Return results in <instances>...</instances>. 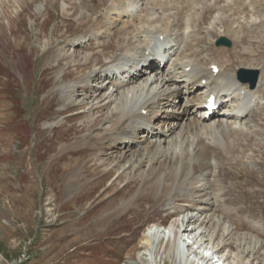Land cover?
<instances>
[{
  "label": "rangeland",
  "instance_id": "rangeland-1",
  "mask_svg": "<svg viewBox=\"0 0 264 264\" xmlns=\"http://www.w3.org/2000/svg\"><path fill=\"white\" fill-rule=\"evenodd\" d=\"M103 1L0 0V264H188L186 255L197 249L192 243L200 241L197 237L206 228L208 247L219 249L228 264H264V105L254 118L257 126L249 115L243 119L249 129L245 136L230 135L228 128L224 135H217L215 145L222 154L209 155L207 160L185 156L182 147L172 146L184 130V118L179 124L176 118L157 124L156 129L164 133L173 128L170 135L152 137L146 129L141 130L138 137L134 136L132 150L124 144L111 154L82 139L88 134L101 137L114 122L115 106L107 105L94 113L89 110L100 105L99 92L107 96L114 89L111 84L100 86L104 78L95 76L105 75L101 66L113 58L111 48L119 50L122 26L127 25L131 36L137 35V27L145 26L141 19L148 8L154 17L167 15L165 26L178 33L188 26L191 16L196 20L193 35L197 37H192L190 44L182 38L186 49H197L196 58L206 67L213 62L209 58L212 54L232 72L243 66L260 68V92L264 94V0H177L170 6L172 11L168 6L164 11L150 0L140 8V0H135L138 8L133 18L122 7L118 9L121 13L108 12ZM121 5L124 8L127 1ZM250 20L258 24L248 25ZM211 23L215 27L209 32ZM99 24L104 29L100 28L99 37L90 34L85 45L74 46L84 39L80 36ZM86 27L89 29L81 34ZM111 32L116 37L111 39ZM222 33L232 39V47H215ZM99 38L107 41L98 45ZM136 38L145 43L144 35ZM110 41L111 48L103 50L100 45ZM176 45L177 40L171 42V49ZM180 52L178 62L187 60L185 50ZM156 66L135 85L145 78L156 79L160 73ZM161 75L153 90L161 85ZM124 86L111 98L126 96L132 84ZM194 89V97L202 95V88ZM182 95L160 109L182 112ZM81 103L88 106L76 108ZM233 107L217 109L221 114L204 125L210 128L224 121L223 126L229 127L234 122L228 117ZM210 137L208 143L212 142ZM158 140L162 150L156 155L148 153L146 143ZM104 153L112 159L107 160ZM152 155L157 158L153 163ZM114 157L124 161L117 162ZM137 158H143L144 163L139 166ZM201 160H209L210 165L204 172L195 173L191 165ZM155 170L161 175L156 178L158 189L154 192L145 182L153 183ZM112 202L115 208H110ZM103 216L107 221L96 225ZM189 217L196 223L191 225L195 233L190 238L177 232L182 220ZM150 229L157 231L151 244L146 243ZM179 235L191 247L189 252L183 247L179 250Z\"/></svg>",
  "mask_w": 264,
  "mask_h": 264
},
{
  "label": "bare ground",
  "instance_id": "bare-ground-1",
  "mask_svg": "<svg viewBox=\"0 0 264 264\" xmlns=\"http://www.w3.org/2000/svg\"><path fill=\"white\" fill-rule=\"evenodd\" d=\"M123 1H122V3H124V4L127 1V5H125L124 8L121 5L122 4L121 2H120L121 4H119V2H113V0H111V1L104 0L103 2L106 3L105 5L108 8V12H110L112 10H114V11L117 10L119 13H121L120 10H118V9L119 8L121 9V7H122V10L125 12V14L130 16L131 18H133L135 16L134 15L135 11L138 8V6H136L135 0H123ZM150 1H151V4H156V5L160 4V7L164 11H166L167 6L168 7L173 6V4H175V2H177V0H171V3H169L170 1H168V0H150ZM188 1L192 2L194 0H188ZM233 1H237V0H233ZM207 5L211 6L213 4L207 3ZM65 9H66V7H65ZM170 9H171V7H170ZM64 11L68 12L67 10H64ZM152 11L153 10L148 8L147 15L145 16V18L141 19V22H143L145 24V26L143 28L137 27L138 34H140L141 36L144 35L145 41L144 40L143 41L145 43H140L141 39L136 38V37H139L140 35L137 34L135 36L134 35L131 36L130 32L128 31L127 25L124 24V26H122L123 29L120 31L121 36L118 37L119 38V47H120L118 50L119 53L115 56L113 55L112 59L109 57L110 61H109V63L107 62V65L103 66L102 65L103 63L101 64L102 65L101 69H103L105 71L104 74L106 76L101 77L100 73L96 76L94 75L96 79L100 80L101 78H104V80L110 81V84H113L115 87H117V90L115 92H118V88H120L124 85L132 84L133 87L131 86L129 88L128 94L127 93L124 94L126 96L117 97L116 100L111 98V96H113L115 94L111 93V95L103 96L99 92V95H97V98L101 99L99 101L100 105L98 106V105L94 104L95 106L92 105V107H90L89 110H90V112H93L99 108L101 109L103 107H106L107 105L108 106L109 105L115 106L116 109L112 113V117H113L114 122L112 123L111 127L109 129H107L106 132L102 136L100 135L101 137H99V135H98V137H96V136H91L88 134L89 136L88 135L84 136L85 138L82 137V139H85L86 142H89V145H91V146L96 145L97 146L96 148H98L99 150L101 149V150H104L106 152L110 151L111 154L114 153L115 151H118L119 148H121L120 146H123L124 144H126L129 147V149L132 150L134 148V146H133L134 145V138H135L134 136L138 137L141 130H143V129L149 130V132L150 131L153 132L152 137H156V135L162 133L158 129L156 130L157 132L155 131L156 125L158 123L165 122L166 120H172V118L175 117L177 119V124H178L179 120L184 118V119H187L186 120L187 122L185 121L186 124L184 126V130L179 133L178 140H176V142L172 143V146H173V144H175V145H177V147L178 146H180V148L182 147L183 148L182 154L187 152V154H185V156L188 155L189 157L190 156H194V157L196 156V157H200L201 159L207 160V157L209 155H212V157L215 156L216 154L221 155L222 152L220 150H218L217 145H215V142H216L215 138L217 137V135H219V136L224 135L227 128L229 129L230 135H233L236 137L240 136V135L248 134L249 129H248L247 125H243V119L249 115L252 118V121L254 122L253 126H257L254 118L257 117L259 115L258 114L259 111L263 109L264 95H262V93L259 91L260 88L252 90V89L248 88V86L237 81L235 79V75L233 74V72H231L232 68H230L229 66H221L223 61H221L220 57L217 55H215L217 58L215 56H211L209 58L214 60V62H212L213 64L219 65L220 71L218 73H214L212 71V69H208L206 66H203V64H200L198 59H196L194 56L197 49L192 50V48L186 49V50H191L190 52H192V54H190V52L188 53V51H187V53L185 54V56L187 57V60H185V61L182 60V62H178V60H180L178 58L177 66H176L175 62L170 64L168 61H165V62L162 61L164 63V65L166 63L167 64L169 63L170 66H168L167 69H164L162 71L163 72L162 75L160 74L161 75L160 76L161 77L160 78L161 88L158 90L156 89L157 91L153 90V88L151 86L153 84V82L149 83L148 79H145V80L141 81L140 84L135 85L138 83V81H137L138 78L143 77L144 76L143 74H145L150 68H152L153 64L155 63V59L153 60L152 58H150V56L154 55L155 53H157V54L160 53V51L163 50L164 47H165L164 52H167L171 49V46H170L171 43L167 42L168 37L166 38V36H165V39H163V40L160 37L161 35L164 36L165 33H168L169 31H171L170 26H167V25L165 26V24H168V20H167L168 17H167V15L164 17H154L153 16L154 14L152 13ZM171 11H172V9H171ZM219 18L221 19L220 16H219ZM113 20L111 19V21H113ZM107 21H108V19H107ZM134 21H135V19L130 20V22H134ZM195 21L196 20L190 16V19L188 21V26L185 25V27L188 29L187 34H186V28H183L184 31H182V33H181V38L186 39L187 44H190V40L192 37L193 38L195 36L197 37L196 34L193 35V32H194L193 24ZM223 21H224V19L222 20V22ZM254 23L258 24V22H253V20H250L248 25H252V24L254 25ZM260 23H261V21H260ZM222 24H224V23H221V25ZM101 26L102 25H100V24H99V26L97 25L96 27L93 26L91 30L90 29L88 30L87 34L85 32V34L80 36V38L85 39L90 34L94 35L95 37H99L100 32H101L100 28L102 29ZM103 26H104V24H103ZM105 26H109L108 23ZM165 27H167L166 28L167 30L163 29ZM214 27H215L214 23H211V26L208 27L209 32L212 31ZM107 28H105V29H107ZM189 28H191V29H189ZM102 30H104V29H102ZM109 30H112V28L111 29L109 28ZM169 33L167 35H169ZM183 34H184V37H182ZM212 34H214V33H212ZM222 35H223V33H222ZM224 35H225V33H224ZM114 36L116 37V33L111 32L109 37H111V39H112V38H114ZM228 36H229V34H228ZM218 37L219 36H217V38ZM181 38L178 39L179 41H177V43H180V44L183 43V39H181ZM77 40H75V42ZM92 40H90V41H92ZM154 41L156 42L155 44H154ZM193 41L194 40L192 39L191 42H193ZM169 43H170V45H168ZM111 44H112V42L110 41L108 43H102L100 46H103V50H104L106 47H110ZM90 46L91 45L89 43V46H87V48ZM178 47H179V45H178ZM178 47H177V49H178ZM141 49H143V51H140ZM177 49H176V54L179 56V53H180V56H182L180 50H179V52H177ZM100 51H101V49H100ZM215 51L217 52V50H215ZM97 52H99V51H97ZM220 52H223V51H220ZM97 58L98 57H96L95 60H97ZM103 60H105L104 57H103ZM162 60H163V58H162ZM95 65H97V64H95ZM95 65H93V66H95ZM81 66H84V65H81ZM187 67H189V69H186ZM89 68H90V66H89ZM164 68H165V66H164ZM143 69H145V70L143 71ZM117 70L119 73H124V72L128 71L130 78L128 80L117 79V76L115 77V73H118V72H116ZM133 70H135V71H133ZM89 79H90V77H89ZM203 79H206V83L204 85H201L200 87H202L204 89L203 92L205 94H203L200 97H194L193 96L194 91H190L189 93L185 92L184 94L186 95V97L183 98L184 102H183V106H181V107H183L181 113L166 112L164 115L161 113L160 106L169 103L173 97L177 98L179 95H181L182 94L181 92H183V90H182L183 86L197 85V84L201 83V81ZM262 83H263V80H262L261 84ZM172 85H177V88H176L177 90L172 89L171 88ZM88 89L89 88L87 87V90ZM210 93L216 94L218 102L220 104H224V105H222L223 107H225L226 104L229 102L228 99H230L232 101L233 104H231V105L234 106L235 113H231V116H228V117H233V119H234V122L232 121L233 123H230V126H229L230 128L223 126L224 121L220 124V126L213 123V124H211V127L208 128L206 125H204V124H206L205 122L210 118V116H208V110L206 108L203 109L201 106L205 103V99L207 97H209ZM80 95L81 94H78L77 96H80ZM225 100H227V101H225ZM85 106L86 105L84 103H81L79 106H76V108H78V109L80 108L83 110V108H85ZM172 106H174V105H172ZM115 107H113V108H115ZM68 108H72V107L70 106ZM145 109L147 110L146 114L143 113V111ZM85 111H87V110H85ZM224 115H226V114L224 113ZM93 120H95V117L91 121H93ZM113 120H111V121H113ZM227 125H229L228 122H227ZM96 128H97V126H96ZM172 132H173V128H170L168 130V132H165V133L163 132L162 134H168L169 133V135H170V134H172ZM256 133H258V132L256 131ZM169 135H167V136H169ZM209 135L211 136L210 138L212 139V142L214 141V143H212L211 141H209V143H208V141H206V139L209 138ZM226 137H227V135H226ZM169 141H171V140H169ZM79 143H81V142H79ZM83 144H86V143H83ZM168 144H169V147H168V149H169L171 143L168 142ZM79 145H77L76 147H78ZM231 145L232 144H230V149L232 148ZM188 148H189V151H188ZM145 149L148 150V153L152 152L153 154L156 155L162 150L161 141L160 140L148 141L145 145ZM110 153H108V154H110ZM155 155H152L153 157L151 156L152 163L154 161L153 159L156 158ZM103 156L105 158H107V160L112 159L111 157L107 156V153H104ZM158 156H160V155H158ZM138 157H140V156H138ZM176 157H177V155H176ZM115 159L118 160L117 162H121L123 160L119 157H114V160ZM136 161L139 162V166L144 163L143 158H137ZM171 161H174V159ZM208 161L203 162L201 160V163H199V164L197 162L193 163L191 165L192 171H194L195 173L196 172H200V173L204 172L210 165ZM105 162H107V161H105ZM224 162H225V160H224ZM135 164L138 165V163H135ZM131 170H132V168H131ZM150 175H151V173H150ZM160 175H161V172L155 170L154 180L152 181L153 183L149 182V180H146L145 183L150 184L149 189L151 191L153 190L155 192V190L158 189V180L156 178L160 177ZM152 179H153V177H152ZM173 179L175 180L176 177H174ZM67 189H69V188H67ZM109 205L111 206L110 208H112V206H114V208H115L116 203L112 202ZM191 217H193V216H191ZM191 217H189L188 219L184 218L182 220L180 228L177 230V232H179L180 234L182 233L183 235H187L189 238L192 235H194V233H195V230H193V228H195V227L192 228L191 225L196 224L195 220H193L194 217L193 218H191ZM106 218H107V216H103V217H101L100 220L97 219L98 221L96 222V225H101L102 223L107 221ZM189 226H191V227H189ZM155 228L157 231H160L159 227H155ZM198 228L202 229L200 226ZM157 231H155V229H150L148 231V235L146 237L147 238L146 243L151 244L153 242L152 236L154 235L155 232L157 233ZM207 231L208 230L206 228L205 231L203 230L202 233L199 235V237H197V238H200V241L196 242V240H197L196 239L192 243V245L196 244L197 249L196 250L192 249L191 254H188V255L185 254L186 255L185 260L188 261V264H190L189 262H192L193 264H195V263H197V264H208L209 263V261H210L209 256L213 251V246L208 247L209 245L207 242V240H208L207 237L209 236V234L207 233ZM160 232H162V231H160ZM157 235H159V234H157ZM178 238H179V240H178L179 250L182 251V247H183V249L185 251L187 250L189 252V250L191 249V247H189V244H187L185 242V240H183L181 238L180 235ZM189 242H191V241H189ZM199 262H201V263H199ZM224 262H225V260L223 261V263ZM150 264H151V262H150Z\"/></svg>",
  "mask_w": 264,
  "mask_h": 264
},
{
  "label": "water",
  "instance_id": "water-1",
  "mask_svg": "<svg viewBox=\"0 0 264 264\" xmlns=\"http://www.w3.org/2000/svg\"><path fill=\"white\" fill-rule=\"evenodd\" d=\"M219 44L222 43H229V40L225 37L221 38L218 41ZM258 70H241L239 73V77L241 80H248L252 83V85H254L256 83L257 77H258Z\"/></svg>",
  "mask_w": 264,
  "mask_h": 264
}]
</instances>
